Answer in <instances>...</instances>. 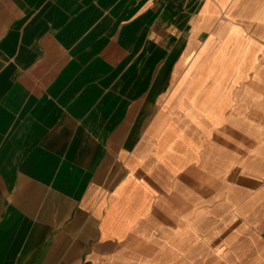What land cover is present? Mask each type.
<instances>
[{
	"label": "crops",
	"instance_id": "obj_1",
	"mask_svg": "<svg viewBox=\"0 0 264 264\" xmlns=\"http://www.w3.org/2000/svg\"><path fill=\"white\" fill-rule=\"evenodd\" d=\"M0 264H264V0H0Z\"/></svg>",
	"mask_w": 264,
	"mask_h": 264
},
{
	"label": "rangeland",
	"instance_id": "obj_2",
	"mask_svg": "<svg viewBox=\"0 0 264 264\" xmlns=\"http://www.w3.org/2000/svg\"><path fill=\"white\" fill-rule=\"evenodd\" d=\"M251 31H252V30L249 28V32H248V34H251Z\"/></svg>",
	"mask_w": 264,
	"mask_h": 264
}]
</instances>
